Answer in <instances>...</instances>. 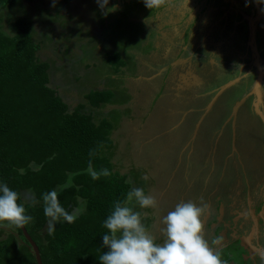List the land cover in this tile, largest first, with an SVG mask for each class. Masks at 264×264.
<instances>
[{"label": "rangeland", "instance_id": "obj_1", "mask_svg": "<svg viewBox=\"0 0 264 264\" xmlns=\"http://www.w3.org/2000/svg\"><path fill=\"white\" fill-rule=\"evenodd\" d=\"M127 1L131 19L113 20L103 45H87L90 54L81 42L94 29L74 35L58 24L65 0L39 12L37 0L14 2L0 27L8 33L14 18L30 21L48 85L68 110L88 90L113 93L92 116L112 123L113 168L130 192L156 198L155 208L134 199L126 206L157 245L166 239L162 218L192 201L207 205L203 235L222 261L264 264L255 251L264 249V0H166L154 9ZM68 5L82 8L81 0ZM113 52L124 61L117 71L104 61Z\"/></svg>", "mask_w": 264, "mask_h": 264}, {"label": "trees", "instance_id": "obj_2", "mask_svg": "<svg viewBox=\"0 0 264 264\" xmlns=\"http://www.w3.org/2000/svg\"><path fill=\"white\" fill-rule=\"evenodd\" d=\"M20 1L0 0V22L2 11ZM9 26L8 33L0 27V184L19 194L18 203L33 218L24 229L41 264H100L108 250L104 221L117 202L125 205L131 189L113 168L112 123L92 116L111 103L113 93L88 90L68 110L48 85L49 63L36 56L30 21L17 17ZM104 61L113 71L124 66L117 52ZM89 162L92 170L108 169L110 175L93 180ZM53 190L69 214L82 211L71 224L61 218L49 235L42 197ZM0 264H36L20 228L0 226Z\"/></svg>", "mask_w": 264, "mask_h": 264}, {"label": "clouds", "instance_id": "obj_3", "mask_svg": "<svg viewBox=\"0 0 264 264\" xmlns=\"http://www.w3.org/2000/svg\"><path fill=\"white\" fill-rule=\"evenodd\" d=\"M148 9L159 8L166 0H143ZM104 15L116 11V6L106 9L108 0H97ZM89 172L93 180L100 176H109L108 169L100 172L92 170L89 162ZM148 179V177H145ZM44 215L48 218L47 232L55 231L56 223L62 218L69 224L73 223L82 211L76 208L69 214L61 206L58 193L50 191L42 197ZM135 200L142 209L155 208L156 198L146 195L143 188H134L127 194L125 205L117 202L111 214L104 221L108 230L102 236L103 246L108 250L100 257V264H227L222 261L220 253L209 246L203 235L202 216L207 205L197 206L189 201L176 205L173 211L162 218L165 226L162 232L166 239L163 245L154 242L141 221V213L126 206L127 202ZM19 194L11 190L7 184H0V226L19 229L32 221L25 214V207L18 203ZM213 244H218L214 240ZM261 261L264 262V249L257 248Z\"/></svg>", "mask_w": 264, "mask_h": 264}, {"label": "flooded vegetation", "instance_id": "obj_4", "mask_svg": "<svg viewBox=\"0 0 264 264\" xmlns=\"http://www.w3.org/2000/svg\"><path fill=\"white\" fill-rule=\"evenodd\" d=\"M25 1H29V0H25ZM51 1L52 0H43V2H41V0H37L36 2L37 4L35 5L36 6L35 10H37V12L44 10V8L48 7V5L51 4ZM55 1L56 0H53V2ZM65 1H66L65 3L66 5H65V10H64V16H62L58 20V24L61 23L60 25L64 27L65 32H69V33L72 32V34L74 32V35H77V33L75 32L78 31L79 35H82L80 33H82L83 30H80V28L82 29V27L80 26H83V25H85V28L94 29L96 32V37L87 35L88 37L82 40L81 44H84L83 45L84 47L87 45L88 46L96 45L95 43H98V42L101 45H103L101 38L105 35V32L108 31L111 25V22L113 20H117V25H120V23L127 22V20L131 19L129 14H131L132 11L130 10L129 6L128 8L126 7L128 3L127 0H108L106 9H110L113 7V5H115L117 10L109 12V14L107 15L103 14L104 10L100 8L99 4L97 3V0H81V7H82L81 10L80 8L78 10L75 8L72 9L71 5H68L70 0L69 2L68 0H65ZM39 2H41L40 3L41 5H39ZM46 10L47 8L45 9V11ZM111 16L115 18L110 19ZM92 18H96L98 23L94 24L92 21ZM87 38L88 40H86ZM94 38H96L97 40L94 41L93 40ZM110 44L111 46H113L114 44H117V43L116 42L109 43V46ZM88 46H87L86 52H89L90 54L91 49H93V46L91 47H88ZM84 49H86V47ZM230 218L234 219V216L232 215ZM222 225L226 226L227 224L226 222L224 223L222 222Z\"/></svg>", "mask_w": 264, "mask_h": 264}, {"label": "water", "instance_id": "obj_5", "mask_svg": "<svg viewBox=\"0 0 264 264\" xmlns=\"http://www.w3.org/2000/svg\"><path fill=\"white\" fill-rule=\"evenodd\" d=\"M20 231L23 235V237L25 238V240L27 241V243L29 244L31 250H32V253H33V256H34V260H35V263L36 264H41V261H40V257H39V252H38V249L35 245V243L31 240V238L28 236V234L26 233L24 227L20 228Z\"/></svg>", "mask_w": 264, "mask_h": 264}, {"label": "crops", "instance_id": "obj_6", "mask_svg": "<svg viewBox=\"0 0 264 264\" xmlns=\"http://www.w3.org/2000/svg\"><path fill=\"white\" fill-rule=\"evenodd\" d=\"M94 41H96L97 39H93Z\"/></svg>", "mask_w": 264, "mask_h": 264}]
</instances>
